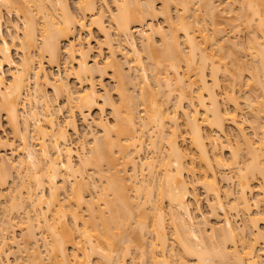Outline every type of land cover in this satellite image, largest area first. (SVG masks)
Masks as SVG:
<instances>
[{
	"label": "bare ground",
	"instance_id": "bare-ground-1",
	"mask_svg": "<svg viewBox=\"0 0 264 264\" xmlns=\"http://www.w3.org/2000/svg\"><path fill=\"white\" fill-rule=\"evenodd\" d=\"M154 1L157 0H112L114 9L108 12V22L114 28L115 36L123 37L129 55L122 52L123 61L116 60L115 47L111 43L107 59L98 68L96 59L91 65L86 61L87 57H83L89 49L76 31L85 28L88 15L91 17L89 25L104 33V38L108 39L105 42L114 41L103 24L107 0H77V12L71 9L67 0H0L1 8L17 7L24 19L20 42V36L15 35L21 50V61L17 63L11 56V43L3 36L0 10V112L14 129L13 134L16 132L17 151L20 155L23 153V157L19 156L20 159L14 162L1 156L0 186L13 176L12 168L17 166L15 170L19 176L15 173L12 183H20L25 177L27 181L32 180L30 184H35L34 188L33 185L30 187L22 179L27 185L20 187L17 184V187L13 184L18 188L16 194L15 188L11 194L7 192L10 197L0 192V198L8 199L3 207L10 201L7 205L12 209L9 206L4 207L7 210L3 208L7 215H12L11 210L16 209L17 203L21 206V201L24 202L21 207H27L17 206L20 209L13 211L16 218L23 219L20 221L24 230L20 234L22 243L17 245L15 235L9 230L13 231L15 226L11 223L18 225V221L10 219L9 215L6 217L5 213L2 214L5 217H0V257H7L10 252L4 250L7 244H21L17 251L28 257L26 264H125L127 255L130 256L129 264H260L258 257L261 258L259 254L264 251L258 253L261 248L256 246L261 241L260 246L264 249V232L257 223L264 222V211L261 215V211L257 213L253 209L261 204L259 202H264V0H222L225 5L221 9L215 4L216 0H159V8L155 7ZM193 4L198 6L193 8ZM171 5L177 9L176 19L171 16ZM226 9L232 14V21L242 19L243 27L248 28L247 44L253 52L254 63H246L241 58L249 64L248 68L232 47L236 43L231 44L233 41L228 36L221 35V13ZM159 12L166 28L144 21L146 16L152 18ZM36 14L41 18L40 23ZM205 18L210 19L207 20L212 25L210 28ZM195 24L200 26L193 28ZM132 27L137 30L141 50L145 52L144 61L136 47ZM37 34L40 35L38 48L35 46ZM155 35L159 36L157 44L153 39ZM62 40L68 41L64 49L69 58L75 53L80 57L72 70L76 78L91 76L95 71L105 74L107 69L111 71L118 95L117 103L110 95L104 98L103 104L110 107L113 123L102 119L95 122L101 131L98 135L88 130L92 136L91 145H88V152L82 150L83 153L77 155L78 164L73 160L68 134L69 129L77 131L73 114L67 117L68 123L65 120L66 123L59 122L57 108L51 105L52 100L49 102L39 82L53 88L52 93L56 95L63 92L67 104L75 103L71 104V109L77 108V112L84 114L82 119L92 107L95 108L97 91L93 83H89V89L81 90V94L78 92L73 97L77 99L75 102L70 101L72 86L61 77L52 76L42 62L35 63V56L31 54L35 46L37 56L47 55L48 63L58 61L63 52ZM227 45L232 49H227ZM223 49L227 52L223 53ZM122 62L128 65L127 69L123 68ZM2 64L10 68L8 81L3 77ZM219 74L222 75L220 80ZM221 79L225 83L223 91L222 87L219 89L223 83ZM32 81L39 87L30 93ZM129 84L140 89L138 96L133 94L134 88ZM236 87H246L251 133L258 136L257 141L247 136L237 120ZM184 101L190 107L188 110L182 105ZM228 103H231L230 109L224 106ZM136 106L141 107L142 114L138 116H135ZM2 125L0 119L1 130ZM227 125L235 127V142L227 136ZM145 137L148 140L146 146L152 150L146 161L138 157L145 147ZM220 137L225 138L219 140ZM161 143L165 147L162 148ZM6 145H10L8 139L0 134V147ZM224 148L228 149L226 158L222 155ZM89 166L100 184L91 174L87 176L85 170ZM146 173L148 176L144 177ZM15 177L20 178V182L14 181ZM233 179L234 192L225 188ZM222 181L225 189L220 188ZM199 183L206 197H210L206 206L208 214L216 220L214 225L209 226L204 220L201 227L192 215V208L199 209V199L194 191L195 184ZM45 185L48 186L47 194L42 192ZM38 188L40 191L36 192ZM254 188L259 194L253 197L255 199L252 198ZM84 190L89 197L84 196ZM232 193L235 195L231 196ZM230 197H233L231 202L222 201ZM81 207L86 210V217L82 215ZM17 212L21 216L18 217ZM228 212L240 214L244 221L242 226L235 225ZM166 215L171 226L168 225L171 240L167 234ZM37 229L45 230L49 237L40 238L47 256L41 257L38 250ZM147 234L152 236L149 242ZM132 250L137 254L131 255ZM92 255L96 256L95 262L90 260Z\"/></svg>",
	"mask_w": 264,
	"mask_h": 264
},
{
	"label": "rangeland",
	"instance_id": "rangeland-1",
	"mask_svg": "<svg viewBox=\"0 0 264 264\" xmlns=\"http://www.w3.org/2000/svg\"><path fill=\"white\" fill-rule=\"evenodd\" d=\"M67 1H69L68 3H70L69 4V6L71 7V9H73V11L74 12H77V10H76V6H75V3H76V1L77 0H67ZM144 0H142V2H143ZM225 1V0H224ZM112 0H107V7H105L104 8V16H103V24L105 25V27L106 28H108L109 29V31H108V29H107V31L109 32V35H111L110 36V38L112 37V39H113V37H114V41L112 40L110 43H108V41H107V43L105 42V40L107 39H105L104 37V33L102 32H100V30L98 31L97 29H96V26H94V25H89L90 24V22H89V20H90V16H86L85 17V21H86V24H85V28L83 29H81V30H77L76 31V35L78 36V37H80V39H82L83 40V42H84V44H86V46L88 47V51H87V53H86V56H84L85 55V53H84V55H83V57L85 58V57H87V58H85L86 59V61L89 63V64H91V65H94L93 63H94V61L93 60H95L96 59V62H98V63H96V66H98V68H99V66L101 67L102 65H103V61H105V59H107V56L109 55L108 53H109V49H110V46L112 47V45H114L113 46V48L115 47V59L116 60H121V61H123V58H125L124 56H122V52H124V54H128L129 55V53L127 52V48H126V46H125V43H124V40H123V37L121 36V38H120V36L119 37H116L117 35L116 34H114V32L115 31H113L114 30V28L110 25V23L108 22L109 21V19H108V12H109V10H112V8H113V5H112ZM141 2V1H140ZM155 3V7H157V8H159V6H160V1L159 0H157V1H154ZM194 4L196 3V2H193ZM237 4H238V2H236ZM236 3H234V6L235 7H237V4ZM194 4H193V8L194 7H197V6H194ZM197 4V3H196ZM215 4H217V7L219 6V8L221 9L222 7H224V5H225V3L224 2H222V0H216L215 1ZM15 6V5H14ZM14 6H12V7H14ZM173 5H171L170 7V13H171V16L172 17H174V19H176L175 18V16H177V14H176V10L177 9H175V7L173 6ZM11 7V8H12ZM1 8V7H0ZM156 8V9H157ZM17 7H14V9L12 8V9H7V7H2L0 10H1V14H2V19H3V28H2V32H3V36L8 40V42H10L11 43V56H12V58L14 59V61L15 62H17V63H19V61H21L20 60V58H21V50H20V48H19V45H18V39H19V42H20V40H21V36H20V33H21V31H22V22L24 21V19H23V17H22V14H21V12H18L17 10ZM114 9V8H113ZM200 11H202L201 9H199ZM227 10V9H226ZM55 11H57L56 9H55ZM59 11V10H58ZM229 11V9L227 10V11H223L221 14H222V17H223V22H221V24H220V26L223 28V32L221 33V35H223V36H228L229 38H230V41H233V42H230L231 44L232 43H236L234 46H232V47H235V48H233V49H235V52H239L238 54H240L241 56H240V59L241 58H243L245 61H246V63L248 62V63H250V64H252V63H254V55H253V52H252V50H250L249 48H248V44H247V35H248V28L247 29H245L244 27H243V25L244 24H242L241 23V21H242V19H240V20H236V19H234L233 21L230 19L231 18V16H232V14L230 13V12H228ZM202 13H203V11H202ZM204 13H205V11H204ZM55 14H57V13H55ZM37 15V14H36ZM201 15H204V14H201ZM57 16V15H56ZM200 16V15H199ZM207 15H205V17H206ZM36 17V16H35ZM147 17V16H146ZM145 17V19L146 20H144L145 22L147 21V24L149 25V24H154L155 26L157 25V26H162L163 28H166L165 27V25H166V22L164 21V18H163V15L159 12V13H157L154 17H152V18H149V17H147L146 18ZM37 18H39V16L37 15ZM192 18V17H191ZM202 18L204 19V16H202ZM193 19V18H192ZM206 19V21L209 19H207V18H205ZM239 19V18H238ZM236 20V21H235ZM40 21H41V18H39V23H40ZM143 21V22H144ZM205 21V22H206ZM208 21H210V19L208 20ZM206 22L207 24H208V26L207 27H209L210 28V25H209V23L210 22ZM144 22V23H145ZM243 22V21H242ZM206 24V25H207ZM40 25L41 24H39L38 25V28L40 27ZM197 24H195V25H193V28H194V26H196ZM233 25H235V27L233 26ZM133 26H136V24L134 23L133 24ZM200 26V25H199ZM198 25L195 27V28H197V27H199ZM212 26V25H211ZM245 26V25H244ZM137 27V26H136ZM132 28H134L135 29V27H132ZM132 28H131V31H132ZM137 30L135 29V30H133L132 32H133V36L135 37V39H136V47H137V49L139 50L140 49V51H141V53L143 54H141V56H142V58L144 57L145 58V56H144V54H145V52H144V50H143V52H142V45H140L141 43L139 42L140 40L138 39V35H137V32H136ZM264 31V30H263ZM38 33L40 34V31H38ZM113 34V36H112V34ZM196 33V32H195ZM39 34H37V40H36V44L37 45H35L36 46V48H38V42H40V35ZM103 34V35H102ZM15 35H17V36H20L19 38H15L16 36ZM116 35V36H115ZM263 37H264V32H263ZM156 38V39H155ZM159 36L157 37V35H155L154 37H153V39H154V42H156V44L157 43H159ZM72 39H74V38H70L69 40H72ZM180 39H181V37H180ZM264 39V38H263ZM75 40V39H74ZM108 40V39H107ZM67 43H68V41L67 40H62L61 42H60V47H63L62 48V50H63V52L61 51V55H59V57H58V61L56 62V61H54V62H52V63H48V58H47V55H45V54H43V56H37V54H38V50L35 48V46L33 47L34 48V50H33V48H32V52H31V54L33 55V56H35L34 58H35V63H37V62H42L43 63V66H44V68L52 75V76H59V77H61L64 81H66V82H68L71 86H72V89H73V94H72V98L70 99V101L73 99L74 100V96H76L77 94H78V92L80 93L81 92V90H84V89H89V83H93V85H94V87H95V90L97 91V104H95L94 106H95V108L94 107H92L91 109H90V111H88V113L86 112L87 110H85L84 111V113H87V116H86V114H85V119H82L81 117H83L84 116V114H80V112L78 113L77 112V108H73V109H71V106L72 105H75V103L73 104V102L72 103H70V105L69 104H67V101H66V99H65V97L66 96H64V94H63V92H61V94H58V95H56L55 93H52V90H53V92H54V89L52 88V90L50 89V86L48 87L47 85H43V83L40 81L39 82V86L41 85L43 88H40L41 90H42V92L45 94V95H47V98H49L48 100H49V102L52 100V104L51 105H53L54 104V107L55 108H57V110H55L58 114H56V118L58 119V121L59 122H64V120L67 122V117H69V115H72V117H74V121H75V124H77V126H76V129H77V131L76 132H72V131H70L71 129H67L68 130V134H69V142H70V145H71V147H72V149H73V160H74V162H75V164H78L77 162H78V160L76 159L77 158V155L78 154H80V153H83L84 151V153H86V151L88 152V149H89V147H88V145H91L90 143V141H92L91 140V135H90V133H88V130L90 129L91 131H89V132H91V134H100L101 133V131H99L98 129L99 128H97L96 126H95V122H97V121H99L100 119H102V120H104V121H107L108 123L110 122L111 124L113 123V116H112V113H111V110H110V107H108V105L107 104H103L104 103V98L106 97V96H109V97H111V99L113 100V101H115V103H117L118 101H117V99H118V95L116 94V92H115V90H114V85H115V82L113 81L114 79L112 78V75H110L111 74V71H108L106 68V70L104 71V72H106L105 74L103 73V71L100 73H98V72H94V74L92 73V75L91 76H85V77H83V76H81V77H83V78H79V77H77L76 78V75H75V73H73V69H74V66H75V61H76V59L78 60V57H79V55L77 54V53H75V54H77V55H75V54H73V55H71L72 56V58H69V56H67L68 54H67V52H65V46L67 45ZM111 43H113L112 45H110ZM108 44V45H107ZM230 45V44H229ZM243 45H245V48H243L244 46ZM109 48H108V47ZM141 47V48H140ZM227 47H228V45H227ZM230 47V46H229ZM229 47L227 48V49H229ZM232 47H230L231 49H232ZM226 48V47H225ZM244 49H246L245 51H244ZM139 51V52H140ZM233 51V50H232ZM244 51V52H243ZM66 54H65V53ZM223 53L224 52H227V50H225V49H223V51H222ZM218 53V52H217ZM233 53V52H232ZM126 54V55H127ZM228 55L230 54V56H231V52H228L227 53ZM237 54V53H236ZM237 54V55H238ZM127 55V56H128ZM235 55V54H234ZM237 55H235V56H237ZM75 56V58H73ZM231 57H233V55L231 56ZM230 57V58H231ZM239 57V56H238ZM144 58H143V61H144ZM79 59H80V57H79ZM146 59V58H145ZM226 59H228V57L226 58ZM125 61L127 60V58L126 59H124ZM242 60V59H241ZM93 61V62H92ZM244 61V62H245ZM242 62H243V60H242ZM243 62V63H244ZM125 63V62H124ZM246 63H244V64H246ZM122 64H123V62H122ZM127 64H128V61H127ZM130 64H131V62H130ZM247 66V68L249 67V64H246ZM251 66V65H250ZM126 68L127 69V67H128V65H124L123 64V68ZM76 68V67H75ZM124 68V69H125ZM245 68V67H244ZM101 69V68H100ZM102 69H103V67H102ZM183 67H182V69H181V71H183ZM1 70H2V72H3V77H4V79H5V81L7 80L8 81V79H9V73L11 72L10 71V68L6 65V64H2V67H1ZM73 70V71H72ZM110 70V69H109ZM126 71V70H125ZM128 71V70H127ZM148 71V70H147ZM150 71V70H149ZM148 71V72H149ZM246 71V70H245ZM245 71H244V73H245ZM148 72H147V75H150L151 74V72H149L150 74H148ZM248 72V71H247ZM246 72V73H247ZM221 74H219L218 76H220ZM244 75H246V74H244ZM151 77V76H150ZM149 76H148V80L149 81H151V78H150ZM209 76H207L206 78H207V80L209 79L208 78ZM246 77H247V75H246ZM245 77V78H246ZM80 79V81H79V79ZM150 78V79H149ZM220 78H222V75H221V77H219V80H220ZM138 82H137V84L139 83V80H137ZM209 81V80H208ZM221 81H222V79H221ZM223 82V81H222ZM41 83V84H40ZM151 83H152V81H151ZM219 83H221V82H219ZM224 83V82H223ZM223 83H221V86H220V88L219 89H221V87H222V91L224 90V88H223V86L222 85H225V83L223 84ZM130 86H132V84H129ZM128 85V86H129ZM31 86V87H30ZM29 87V92L30 93H32L33 91L32 90H34V88L37 90V88L39 87H35V84H33V81H32V84L30 85ZM40 86V87H41ZM128 87V89L130 88V90H131V87ZM137 86V85H136ZM139 86H140V83H139ZM133 87V86H132ZM134 88V87H133ZM246 87H236L235 88V90H234V94H235V96H236V98H237V101H238V105H239V109H238V112H237V120L239 121V123H240V125L244 128V130H245V133L247 134V136H250V138H252L253 139V141H257V140H255V139H257L258 138V136H255L254 137V135H252L253 133H251V130H252V128L250 127V122H251V119H250V117H251V113L249 112V108H250V106L248 105V104H246ZM137 89H138V91H137ZM137 89H136V87L134 88V89H132L133 91V94H136L137 95V93L139 92V88L137 87ZM129 90V91H130ZM220 90V91H221ZM32 91V92H31ZM58 91V90H57ZM56 92V91H55ZM131 92V91H130ZM248 92V91H247ZM57 93H59V92H57ZM83 93V92H82ZM55 94V95H54ZM81 94V93H80ZM256 94V93H255ZM138 95H139V93H138ZM137 95V96H138ZM136 97V96H135ZM67 98V97H66ZM76 98V97H75ZM139 98V97H138ZM51 99V100H50ZM67 100H69V99H67ZM75 100H77V99H75ZM75 100H74V102H75ZM139 101V100H138ZM72 104V105H71ZM187 103H185V101L184 102H182V105L184 106V108L185 109H187L188 110V105H186ZM60 106V108H58L59 106ZM98 107H97V106ZM107 105V106H106ZM26 106H28V103L26 104ZM70 106V107H69ZM224 106H226L227 108H229L230 109V107H231V103L229 104L228 103V105L226 104V105H224ZM249 106V107H248ZM74 107V106H73ZM137 107V106H136ZM190 108V107H189ZM54 109V108H53ZM58 109H59V112H58ZM140 110H141V107H137V110H135V116H138V115H140V114H142L141 112H140ZM190 110V109H189ZM251 110V109H250ZM54 111V112H55ZM2 112V111H1ZM0 112V119H1V122H2V130L0 131L1 133V135L5 138V139H8V144H10V145H6V146H2V147H0V160H1V156H2V158L4 157L6 160H8V158H11V159H9L10 161L11 160H13L12 162H14V160H16L17 158H19L20 159V157L19 156H22L23 155V153L21 152V155H20V151L18 152L17 151V147L19 146V140H18V138H15V133L13 134V128H11L10 127V125L9 124H7L8 122H7V120H6V118H5V114L3 115V112L1 113ZM55 112V113H56ZM2 117V118H1ZM72 117L70 116V119H72ZM84 118V117H83ZM67 119V120H66ZM31 120V119H30ZM43 120H41V122H42ZM70 121V120H69ZM182 120L181 119H179V122H181ZM261 121H262V119H261ZM62 122V123H63ZM66 122H64V123H66ZM31 123V122H30ZM43 123V122H42ZM68 123V122H67ZM109 123V124H110ZM180 126H183V125H181V123H180ZM68 127V126H67ZM70 127V126H69ZM68 127V128H69ZM181 129H182V127H181ZM225 131H226V133L228 134L227 136L229 137V140H233L234 141V139L236 138V134H235V127H233L232 125H227L226 127H225ZM212 134H214V135H216L215 133H212ZM94 136V135H93ZM225 137H220L219 138V140H223ZM145 142L146 143H144L145 145V147L142 149V151H141V153L140 154H138L139 156V159H142V158H144V159H142V160H144V161H146V158L149 156V155H151V148L150 147H148V146H146V144H148L147 143V138L145 137ZM84 141V142H83ZM230 141V142H231ZM232 141V142H233ZM231 142V143H232ZM235 142V141H234ZM163 143V142H162ZM161 143V144H162ZM160 144V145H161ZM164 145V146H163ZM37 147V146H36ZM88 147V148H87ZM161 147L163 148V147H165V144H162L161 145ZM12 148H14V150H12ZM83 148V149H82ZM85 149V150H84ZM12 150V151H11ZM82 150H83V152H82ZM228 149H226V148H224V149H222V155L223 156H225V158L226 157H228L229 156V154H228V151H227ZM6 156V157H5ZM23 157V156H22ZM21 157V158H22ZM13 158V159H12ZM148 158H150V157H148ZM148 160V159H147ZM2 161V160H1ZM16 162V161H15ZM17 166V165H16ZM18 167V166H17ZM17 167L15 168H10L12 171H11V173H12V175L13 176H11V175H8V176H11L10 178L8 177H6L7 179H6V182L4 183L5 185L2 187V186H0V192H1V194L2 195H4L3 193H7V192H10V194H11V192H13V191H11V190H13L14 188H15V190L16 189H18L17 187V184L21 187V184H24L23 185V187L25 186V185H27V184H25L26 182H31V181H27V179H24V178H22V179H24L25 181L23 182V180L21 179L20 181H19V179L17 178L18 176H19V174L17 173V171L15 170V169H17ZM105 166H103V168H104ZM87 168H88V170H87ZM86 168V170H85V172L87 173V176H89L90 174V176L92 177L93 176V179H95L96 180V176L94 175V173L92 174V172H94V171H92L90 168H92V167H87ZM16 172H15V171ZM14 171V172H13ZM9 172H10V170H9ZM145 172V171H144ZM198 172H200V170H198ZM10 173V174H11ZM15 173L17 174V177H15L16 178V180H14V181H18V182H20V183H12L13 181H12V177H14V175H15ZM89 174V175H88ZM23 174H21L20 176H22ZM145 176L144 177H146V175H147V173L146 174H144ZM148 176V175H147ZM27 177V176H26ZM89 178V179H92V178ZM96 177V178H95ZM29 178V177H28ZM148 178V177H147ZM235 178V177H234ZM18 179V180H17ZM98 180V179H97ZM96 180V181H97ZM235 179H233L232 180V184L230 183V182H228V184L230 183V185H229V187H228V184H227V186L225 185V183L222 181L219 185L221 186L220 188L221 189H225V188H227V189H229V188H231V190H233V192H234V189H236L235 188V186L233 187V182H235L234 181ZM8 181V182H7ZM71 181V180H70ZM69 181V182H70ZM91 181V180H90ZM23 182V183H22ZM95 182V181H94ZM100 182L101 181H97V183L98 184H100ZM97 183H95L96 185H97ZM7 184V185H6ZM13 184L14 185H16L17 187H13ZM30 184V183H29ZM34 184V183H33ZM32 183L29 185L30 187H32V185H33ZM58 184V183H57ZM69 184H71V183H69ZM102 184V183H101ZM35 185V184H34ZM34 185H33V188H34ZM196 186H194V191H195V194L197 195V197H198V199H199V203H198V207H199V209L198 208H192V215H193V217H194V220L196 221V222H198V223H200L199 225L202 227V222L204 221V220H207V222H209L208 223V225L210 226L211 224H213L214 225V223H215V218H213V216H210L209 214H208V207L206 206L207 205V198H210L209 196H207L206 197V195L204 194V190H203V187L200 185V183L199 184H195ZM223 185V186H222ZM100 186V185H99ZM226 186V187H225ZM22 187V188H23ZM27 187V186H26ZM26 187L24 188V189H26ZM225 187V188H224ZM13 188V189H12ZM29 188V187H28ZM46 188V189H45ZM23 189V190H24ZM36 189V188H35ZM47 189H48V186L46 187V185L44 186V188H43V190L44 191H42L43 192V194L44 193H46L47 192ZM14 190V194H16V192H17V190L15 191ZM23 190H20L19 192H23ZM90 190H91V192H93L92 191V189L90 188ZM254 192H253V194L254 195H252V198L253 197H255V196H257V194L258 193H256L257 191V189L256 188H254ZM36 191V190H35ZM40 190H39V188H38V191H36V192H39ZM87 191L88 192H90L89 191V189H87ZM3 192V193H2ZM84 192V196H87V197H89L88 195H90L88 192H85V190L83 191ZM90 192V193H91ZM131 192H133V191H131ZM131 192H130V194H131ZM48 193V192H47ZM46 193V194H47ZM87 193V194H86ZM134 193V192H133ZM154 193H155V190H154ZM8 194V193H7ZM6 194V196H8L9 195V197H10V194H8L7 195ZM18 194V193H17ZM25 193L23 192V195H24ZM45 194V195H46ZM60 194H61V197H65L64 196V194L62 195V192H61V190H60ZM1 195V196H2ZM232 195H235V194H231V196ZM5 196V195H4ZM258 196H259V194H258ZM257 196V197H258ZM59 197H60V195H59ZM60 197V200H62V201H64L62 198ZM87 197H85L86 199H87ZM224 197V196H223ZM8 198V197H7ZM232 198L233 197H230V198H221L222 199V201L223 202H231L232 201ZM256 198V197H255ZM255 198H253V199H255ZM10 199V198H9ZM65 199V198H64ZM230 199H231V201H230ZM8 200V199H7ZM6 199H5V201H7ZM225 200H227V201H225ZM4 201V197L2 196V198H0V217L1 216H3L2 214H6V210H7V208H4V207H10V205H7V203H9L10 201H8L6 204H5V206L3 207V205H4V203H5V201ZM61 201V202H62ZM65 203H66V201H64ZM21 203V206H22V203H23V205H24V202L23 201H21L20 202ZM63 203V202H62ZM65 203H63V204H65ZM259 203H261V204H257L255 207L256 208H254L253 209V211L254 212H256L257 211V213L258 212H260L261 211V215H262V213H263V211H264V202L262 201V202H259ZM200 204V205H199ZM25 205H27V203L25 204ZM28 205H29V203H28ZM17 206H20V204L18 205V203H17ZM17 206H16V209H20V208H22V209H27V207L25 208L24 206L23 207H21L20 206V208H17ZM30 206V205H29ZM28 206V208H30ZM43 207H44V205H42ZM85 206V205H84ZM164 206L166 207V205L164 204ZM2 207V208H1ZM8 207V208H9ZM193 207V206H192ZM6 209L5 211H4V209ZM11 208V207H10ZM15 208V207H14ZM84 207H81V213H82V215L83 216H87L86 214V210L85 209H83ZM3 209V211L4 212H2L1 210ZM12 209V208H11ZM16 209H14L13 211L15 212V210ZM166 209V208H165ZM9 211V210H8ZM12 210H11V212H10V214L12 213V215H9V217H12V218H10V219H13L14 221H18V225L16 226L14 223H11V224H13V226H15L14 227V229H13V231L12 230H9V228H8V230L11 232V234L12 235H15V238H16V240H17V242H16V245H17V243H22V242H20V238H22V236L20 235L21 234V232H22V230H23V227L21 226L22 224H21V220H23L22 218H21V220L19 219L20 217L19 216H21V215H19L18 214V212L19 213H21L20 212V210L17 212V215H18V217L19 218H16V214L13 212ZM17 211V210H16ZM21 211H23V210H21ZM26 211V210H25ZM134 211H135V213H136V211L137 210H135L134 209ZM232 213H233V211H231ZM231 212H228L227 213V215H228V217H230V219L232 220V222L235 224H238V226L239 225H241L242 224V222L244 223V221H241V220H243L242 218L243 217H240V214H238V215H236L235 213V215L233 214H231ZM14 213V214H13ZM23 213H25L24 211L22 212V214ZM134 213V212H133ZM134 213V214H135ZM257 213H256V215H257ZM4 214V215H5ZM255 213H253V215H254ZM8 215L6 214L5 216L6 217H8ZM264 215V214H263ZM5 216H3V217H5ZM14 217H15V219H14ZM23 217V216H22ZM84 217V218H85ZM4 219V218H3ZM0 220H2V218L0 219ZM12 220V221H13ZM67 220L68 221H70V219H69V217L67 218ZM219 220V219H218ZM168 222V216L166 215L165 216V223L167 224L166 225V228H167V234H168V232L169 231H171V229H169L168 228V225H169V223H167ZM0 223L2 224V221H0ZM19 223H20V225H19ZM33 223H34V221H33ZM264 222L263 221H258V225H259V228L261 229V231H263L264 232V224H263ZM0 224V225H1ZM235 224V225H236ZM24 225V224H23ZM205 225V224H204ZM20 226H21V228H20ZM170 226V225H169ZM242 226V225H241ZM170 228H171V226H170ZM205 228L207 229L208 228V226H205ZM11 229V228H10ZM34 229H35V227H34ZM39 230V232H37ZM0 231H1V229H0ZM9 231H7V233L9 232ZM208 231V230H207ZM238 231V230H237ZM9 232V233H10ZM37 232V234L38 235H36V236H39V244H38V246H39V248H38V250L40 251V255H41V257H42V255L43 256H47V254H46V251H45V248H44V245H43V243H42V238L41 237H44V235H45V237L47 238L48 236L46 235V232H45V230H42L41 231V229H37V230H35V233ZM43 232H45L44 234H41V233H43ZM23 233H24V230H23ZM171 232H169V234H170ZM209 233V231L207 232V234ZM168 234V235H169ZM206 234V233H205ZM238 234V233H237ZM236 234V235H237ZM10 235V234H9ZM149 234H147V237H148V239H147V241L149 240V241H151L150 239H151V234L148 236ZM169 237V239L171 240V236L169 235L168 236ZM238 237V236H237ZM41 238V239H40ZM48 239H49V237H48ZM148 241V242H149ZM251 242V241H250ZM261 241H259V242H257V244H258V246H256L257 244H255V246L256 247H259V248H261L260 249V251L258 252L257 250H259V249H257L256 250V252H258V253H261L262 251H264V249L262 248L263 246H260V243ZM16 245H14V244H7V247L6 246H4V250H6V251H10L9 253H7L8 255H7V257H5L4 255H2L1 257H0V264H26V257L25 256H22V254H23V252H21L20 254H19V252L17 251V249L19 250V246L21 245V244H19V246H16ZM18 247V248H17ZM7 248V249H6ZM44 248V249H43ZM71 248H69L68 247V250H69V252L71 251L70 250ZM263 249V250H262ZM44 250V251H43ZM133 251V250H132ZM132 251H130V252H132ZM42 252V253H41ZM45 252V253H44ZM264 253V252H263ZM263 253H261V254H259V256L261 255V258L260 257H258L259 259H258V262L260 261V264H264V256H263ZM45 254V255H44ZM133 254H137L135 251H133V253L131 254V255H133ZM1 255V254H0ZM95 258H96V256L95 255H92L91 257H90V260L91 261H94L95 260ZM129 258H130V256H126L125 257V264L127 263V264H129ZM27 259H28V257H27ZM45 260L47 259V257H45L44 258ZM42 261V260H41ZM46 261H48V260H46ZM27 262H28V260H27ZM30 262V261H29ZM43 262V261H42ZM41 262V263H42ZM95 262V261H94ZM40 263V262H39ZM45 263H47V262H45ZM28 264V263H27Z\"/></svg>",
	"mask_w": 264,
	"mask_h": 264
}]
</instances>
